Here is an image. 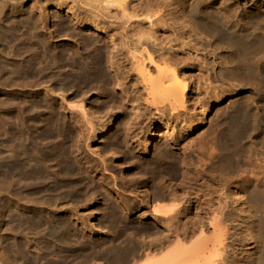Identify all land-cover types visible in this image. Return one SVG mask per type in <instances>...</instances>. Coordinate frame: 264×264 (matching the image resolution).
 <instances>
[{
	"label": "bare ground",
	"instance_id": "1",
	"mask_svg": "<svg viewBox=\"0 0 264 264\" xmlns=\"http://www.w3.org/2000/svg\"><path fill=\"white\" fill-rule=\"evenodd\" d=\"M29 1H40L36 18L24 8ZM6 2L0 7V264H262L264 151L250 170L227 172L221 127L245 98L244 82L256 91L258 102L248 98L246 112L253 111L252 125L264 140V54L247 57L264 36L234 22L218 26L198 3L183 0ZM50 5L94 37L52 28ZM15 15L26 18L24 32L10 24ZM98 38L106 49L97 47ZM92 45L101 76L103 67L112 70L120 98H102L108 92L98 86L96 106L90 93L97 85L83 55ZM66 62L74 74L62 76ZM119 100L131 103L135 118L115 135L118 113L111 114ZM226 102L192 159L195 132ZM164 135L170 143L149 159L151 141ZM122 154L126 166L118 162ZM131 154L140 158L130 161ZM97 202L104 204L100 227L114 229L102 241L82 234ZM145 219L154 226L139 239L129 229ZM32 249L37 254L29 260Z\"/></svg>",
	"mask_w": 264,
	"mask_h": 264
},
{
	"label": "rangeland",
	"instance_id": "2",
	"mask_svg": "<svg viewBox=\"0 0 264 264\" xmlns=\"http://www.w3.org/2000/svg\"><path fill=\"white\" fill-rule=\"evenodd\" d=\"M183 1H185L186 5L198 3L199 8L203 12L207 13L210 19L212 20V22H215L218 26L225 27L224 22H231V23L234 22V23H237L241 27H249L251 28V30H255L264 36V0H183ZM39 2L29 1L28 3H26L24 7L25 10L29 12L32 11V9H34V12L32 13L33 18H36L38 15V11H35V4L36 3L39 4ZM7 5L8 4L6 0H0V7L2 6L3 8L4 7L6 8ZM48 8H49L48 11H50L51 14L55 15V18L54 17L52 18L53 20L52 28L59 26L61 29L67 28L66 30L72 33H83V34L89 33L92 37H94V33L96 32L92 30H86L84 28H78V26H74L73 24H71L70 22L71 19L69 15L67 14L66 10L64 9L58 10L54 5H50L48 6ZM177 15L188 20L189 22L195 21L194 17L192 15H188L187 13L180 12ZM24 19L26 18H24L23 16L15 15V17L11 19L10 24H12L13 26L14 24L15 25L19 24L20 33L24 32L25 28L23 27V23H22ZM54 22L56 24L55 26H54ZM65 23L67 24L65 25ZM105 26L110 28V25L107 23ZM4 44L5 45L2 47L6 46V43ZM65 44L67 47L69 43H65ZM93 45L88 50H84L83 55H84V59L86 58L87 60L86 62L92 68V73L90 74L91 82L97 85L95 90L90 93L91 102L93 103L94 106H96V105H99L97 103V99L99 98V96L95 92L98 86L102 87V90L104 89L108 92L106 95H103L102 98L107 99V100H111L113 97H117V99H120V98H119V94H117L116 90L113 88L114 73L112 72V70L109 67H106V66L103 67L106 71V75L105 77L101 76V72H100L101 67L98 64H96V59H95L96 53H93ZM96 45L100 50L106 49V41L102 40L101 38H98V42L96 43ZM72 48L73 49L71 50L68 49L69 51L66 50L64 52V55L67 58H69L72 52H74L76 48L75 45H73ZM196 48H203V46L198 45L197 47H191V52H195L197 50ZM251 50H249L250 52L249 54H247V57H250V56L254 58L261 57L264 54V40L259 48L254 49L252 53H251ZM225 53L226 52H223V54ZM209 59L210 60H207V61L210 62V65L213 67L214 71L215 72L219 71L220 68L214 61V58H209ZM192 62L197 63L198 65L196 64V66H198V68H203L200 66V63H198L197 60H193ZM72 68L73 67L70 64V62H66L61 67V69L63 70L62 76H68L70 74H74V71L71 70ZM127 68L129 71L132 72L133 69H131L130 65H128ZM57 69L58 68H56L55 70L57 71ZM226 80L227 79H225V81H222V83H226ZM216 82L221 84L219 81H216ZM241 84L247 87V90L245 91V93H240V95L242 97L245 96V98L241 102L238 111L223 120V124L221 127L224 132V144H225V157H224L225 163L224 164L228 168L227 172L234 171L236 172V174L242 173L245 170H250L252 168L253 162L256 160L258 156V153L264 151V140L257 136V133H258L257 128L254 125H252V118L254 116L253 115L254 113L253 111L246 112L248 110V107H247L248 98H251L249 100L250 102H253V101L255 103L258 102L256 91L251 85L247 83L243 82ZM107 87H109L110 89L108 90ZM88 88L89 86H87L85 89L87 90ZM78 90L79 92H81V88H79ZM127 92L129 93V95L131 93H134L133 87L128 86ZM131 98L132 97L130 96L128 100H131ZM117 105H118V108H115L111 114V116H113L115 113H118L115 118V123L117 125L113 130V133H115V135L118 133H123V127L127 126L133 120V118H135L133 115V110L131 108V103H126V102H122L119 100L117 101ZM227 105H228V102L216 107L215 111L212 114H210L208 122L195 132L193 138L191 139L193 140L195 146L192 150H188V152L191 153L192 159L193 158L196 159V154H198V152L200 151V147L205 146L204 142L201 141V139H204L207 131L210 129L212 130L215 129V126L212 123L214 119L217 118L216 117L217 110L220 107L226 108ZM46 116L48 115L45 114L41 117L44 120L46 119ZM142 119H143V125H146L147 122L149 123V121H146L145 118H142ZM104 120L105 121L109 120V116H107ZM95 125L97 126V128L100 129L99 120L95 122ZM183 129L184 128L179 129V132L181 133ZM55 130L57 129L55 128ZM99 134H100L99 135L100 140H102L104 138L103 133H99ZM146 139H147L146 134L142 133L140 135V140L142 142L141 146L143 148H144V145L146 144ZM167 143H170V139L166 135H164L163 138L161 137L156 138L155 140L151 141V149H150L151 151L149 153H146L145 155L149 159L155 158L157 154L160 152V150L163 149L167 145ZM99 144L100 143L96 142L93 144V147L95 148L99 146ZM177 152H178V148H174L173 153L176 154ZM128 157L130 161H135L138 158H140L139 156L133 155V154L129 155ZM126 159L127 158L122 154L121 159H119L118 162L126 166V164H124ZM134 171H135L134 167L130 169H126L125 174L130 175V174H133ZM174 176L178 181H180L183 178L179 171ZM103 205H104L103 202H97L95 206L90 207L91 211L92 210H95V211L99 210V211L96 214L95 218H92L89 220L91 222L89 223V227L82 232L83 235L85 233V236H91L94 239H97L99 241H102L104 239L107 240L110 236L113 235V232H114V229L112 227H104V228L100 227L104 219V213H103L104 206ZM80 209H81V213L87 212V211H84L82 208ZM90 212H87L85 215L88 216ZM259 213H261V210L259 211ZM158 218H162V216H158ZM93 223H97L98 226L94 227L92 225ZM140 224H143L144 226L141 227L139 226ZM152 226H154L152 219H145L142 222H137L135 226L130 227L129 232H132L133 236L139 239H142L140 234L141 233L144 234V231H146L148 228L150 229ZM91 228H95L97 231L102 230L104 231V234L96 233L94 231L93 233H91L92 232ZM32 232H34V230L31 231V233ZM120 239H123V237H121ZM32 250H33V253H29V257H30L29 260H33L34 256H36L37 254L36 249H32ZM56 252H58V250ZM262 253L264 254V247H263ZM58 256L59 254L54 255V256L51 255L49 256L48 259L58 258ZM262 258L259 259V262L261 260V263L264 264V258L263 259ZM97 264H103V263L100 262ZM106 264H110V263L108 262Z\"/></svg>",
	"mask_w": 264,
	"mask_h": 264
}]
</instances>
